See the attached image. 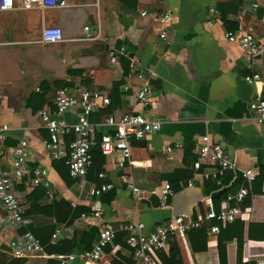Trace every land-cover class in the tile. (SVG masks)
Segmentation results:
<instances>
[{
  "label": "crops",
  "instance_id": "obj_1",
  "mask_svg": "<svg viewBox=\"0 0 264 264\" xmlns=\"http://www.w3.org/2000/svg\"><path fill=\"white\" fill-rule=\"evenodd\" d=\"M254 2L258 3L255 9ZM163 11L170 13L167 23L156 20ZM263 15L264 0H66L63 7L0 10V124L9 126L4 139L7 149L0 163L7 168L10 148L25 139L30 165L47 170L53 191L49 197L45 187H31L28 178L15 181L23 207L32 210L29 230L47 256L41 252L29 257L11 253L8 242L18 230L9 224L0 203V264L15 259L17 264H59L55 256L66 251L56 242L66 239L70 251L79 253L91 247L102 223L117 228L120 223L142 222L141 232L147 234L176 215L195 218L207 209V199L217 210L221 197L242 184V169L264 171V124L242 118L248 113L249 101L264 99V52L251 63L239 44L224 35L252 25L255 37L264 43ZM44 25L59 26L62 39L41 41ZM86 25L94 36L91 39L84 38ZM161 31L164 38L159 36ZM121 48L122 53L111 62L109 51ZM134 65L150 85V100L143 108L135 106L133 90L140 79L133 72ZM254 72L262 78L257 85L244 79ZM61 86L74 94L87 88L109 97L108 105L88 114L97 142L103 133L113 130L103 124L109 113L118 116L140 110L146 117L162 121L160 130L141 139L131 135L129 142L134 183L151 191L167 181L172 194L166 206L152 193L138 201L133 198L119 178L117 163L122 156L118 150L103 153L98 144L92 148V163L82 187L69 175L64 162L50 159L49 133L41 125L39 113L43 106L54 111L55 91ZM80 110L75 106L56 118L72 123ZM203 134L221 144L234 168L204 178L202 174L213 165L193 167L194 145ZM175 141L182 146L167 152L165 147ZM105 183L111 187L99 195L90 194L92 187ZM250 192L239 203L251 207L247 220L236 219L231 228L222 226L211 237L207 233L210 222L204 221L202 228L187 231L184 239L175 241L181 264H245V254L251 253V263L264 256L262 176L253 180ZM67 205L99 215L88 223L80 216L69 222L73 214ZM56 217L66 218L59 222ZM55 229L59 235L52 240ZM123 234L125 231H116L113 241L119 248L107 258H112L113 264H141L123 243ZM171 242L159 254L169 255ZM238 243L243 244L241 252Z\"/></svg>",
  "mask_w": 264,
  "mask_h": 264
},
{
  "label": "built area",
  "instance_id": "obj_2",
  "mask_svg": "<svg viewBox=\"0 0 264 264\" xmlns=\"http://www.w3.org/2000/svg\"><path fill=\"white\" fill-rule=\"evenodd\" d=\"M66 5V0H0V10L26 9L32 7L56 8ZM253 9L258 7V3H252ZM215 11L211 8V12ZM144 15L145 11H141ZM159 23H167L170 20V13L163 11L156 15ZM264 21V15L262 16ZM84 38L91 39L88 32V26L83 27ZM228 41L237 42L244 54L248 57L249 62L253 63L256 57L264 52V43L259 41L254 35L252 25H247L237 31L229 30L225 32ZM159 36L164 38L165 32L161 31ZM62 39L61 28L57 25H44L41 29V41L57 42ZM122 53V48L118 51L111 49L109 59L115 62L118 54ZM133 72L140 79L138 87L133 90L135 106L138 108L146 107L150 100V85L137 65L133 66ZM246 82L257 85L262 81L259 73L246 74ZM264 81V79H263ZM110 103L109 97L99 90L81 88L77 94L72 93L67 87L61 86L56 89L54 96L55 109L52 112L47 106L40 109L41 125L49 133L47 147L51 160H63L66 164L68 173L76 179L82 187L85 183V177L89 166L92 163V148L98 144L103 153H111L115 150L120 151L121 160L117 165L121 169L120 181L128 189L135 200H141L148 194L152 193L157 196L159 204L166 206L168 196L172 194V188L167 181H163L151 191L138 187L131 173L134 163L131 158V145L129 138L131 135L141 139L160 130L162 121L146 117L140 110H133L121 115L107 114L104 117L103 124L112 128V132L103 133L97 142L94 134V125L88 120V114L100 107ZM75 106L80 107L77 118L72 123H66L56 118V115L63 114L68 109ZM248 113L243 114V119H251L258 124H264V99L257 97L247 104ZM9 126L5 123L0 124V159L5 154L6 145L4 139ZM72 134L69 141L64 137ZM182 143L175 141L172 145L165 147L167 152L174 148H180ZM194 151L196 159L193 167L198 169L202 163L213 165L211 171H206L202 175L204 178L218 177L224 170L235 167L224 152L220 143L212 141L207 134H203L200 140L195 143ZM11 158L9 165L5 168L0 163V203L5 208L7 221L18 233L8 242L11 253L17 257H29L37 252H42V246L35 235L28 229L30 218L24 214L23 196L19 189L15 187V181L28 178L31 187H45L46 195L52 197L49 181L46 178L47 170L45 168L32 166L29 163L30 149L25 139H19L11 148ZM103 176V173H99ZM257 176L264 179V171L254 168H246L240 171L242 184L232 193H225L220 201L218 209L213 208L211 199H207V209L198 213L195 218H185L176 215L160 224L147 234L141 232L142 222L137 223H120L117 228L110 223H102L98 227L97 238L90 248L84 249L79 253L69 251L56 255L55 258L59 264H74V260L79 259V264H113L112 258H107L108 253L115 255L119 246L114 243V237L117 230L125 231L122 240L133 250V258L141 264H161L159 252L164 250L169 240L181 241L185 238L186 232L193 227L201 226L204 221H209L208 236H216L222 226L235 219L247 220L251 207L240 206L239 203L251 193V184ZM191 181L187 184L190 185ZM108 183L99 187H92L90 194L99 195L101 192L110 188ZM99 215L97 211L82 212L80 219L88 223L92 217ZM59 235V229H55L51 235L52 240H56ZM109 248V252L106 251ZM251 253L245 254L243 262L251 264ZM43 255H45L43 253ZM47 256V255H45ZM255 264H264V256H257Z\"/></svg>",
  "mask_w": 264,
  "mask_h": 264
},
{
  "label": "trees",
  "instance_id": "obj_3",
  "mask_svg": "<svg viewBox=\"0 0 264 264\" xmlns=\"http://www.w3.org/2000/svg\"><path fill=\"white\" fill-rule=\"evenodd\" d=\"M69 138H72L73 135L72 134H69L67 135V139ZM63 163V160H59ZM18 189H20V187H18ZM46 193V192H45ZM67 208L68 209H72V214H73V217H71L70 220H68L69 222H71L74 217H79L80 214L82 212H88V210L86 208H82V207H79V206H75V207H70L69 205H67ZM31 213H32V210L29 208L28 210L25 209L24 211V214L27 215V216H31ZM70 213V211H69ZM67 214H68V211H67ZM66 217H56V219L61 222L63 220H65ZM236 220V219H235ZM235 220L231 221V222H228L226 225H225V228L228 229V228H231L232 225L235 223ZM196 228H202V225L199 226V227H193V228H190L188 231H191L193 229H196ZM28 229H29V225H28ZM50 234V233H49ZM52 234V233H51ZM123 236V235H122ZM240 240V239H239ZM171 247L169 249V255H166L164 253H160L159 256H160V260H161V264H181V260H180V254H179V250L177 248V245L175 243L174 240H171ZM240 242V241H239ZM124 243V241H123ZM56 246H62L63 248L61 249V251H70L71 250V244L69 243L68 240H62V241H59V242H56ZM127 247H129L126 243H124ZM239 244V243H238ZM240 245V246H239ZM239 249H240V252H241V249L243 248V244H239ZM65 246V247H64ZM130 248V247H129ZM132 250V248H130ZM133 252V250H132ZM222 254H223V250H221ZM19 262V260L17 261L16 259L11 261L10 264H17ZM251 264H255V262L251 263Z\"/></svg>",
  "mask_w": 264,
  "mask_h": 264
}]
</instances>
